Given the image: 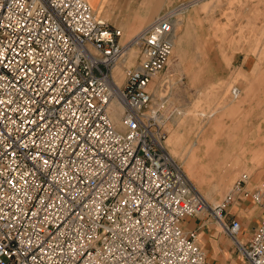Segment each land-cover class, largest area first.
I'll list each match as a JSON object with an SVG mask.
<instances>
[{
  "label": "built area",
  "instance_id": "1",
  "mask_svg": "<svg viewBox=\"0 0 264 264\" xmlns=\"http://www.w3.org/2000/svg\"><path fill=\"white\" fill-rule=\"evenodd\" d=\"M174 12L125 38L88 0H0V264H204L182 226L203 213L264 264V179L250 193L263 216L242 243L223 218L232 192L208 206L165 146L177 109L149 85L172 52Z\"/></svg>",
  "mask_w": 264,
  "mask_h": 264
},
{
  "label": "rangeland",
  "instance_id": "2",
  "mask_svg": "<svg viewBox=\"0 0 264 264\" xmlns=\"http://www.w3.org/2000/svg\"><path fill=\"white\" fill-rule=\"evenodd\" d=\"M102 1L107 6L96 12L114 20L108 23L121 27L125 38L175 8L173 41L180 56L171 55L149 85L155 97L177 109L166 126L165 146L208 206L231 192L233 200L242 174L248 182L264 169V0H133L124 10ZM133 10L144 20L129 30ZM234 85L240 89L236 96ZM111 111L119 126L117 108ZM174 135L180 137L177 145L170 143ZM198 243L204 249L199 234Z\"/></svg>",
  "mask_w": 264,
  "mask_h": 264
},
{
  "label": "crops",
  "instance_id": "3",
  "mask_svg": "<svg viewBox=\"0 0 264 264\" xmlns=\"http://www.w3.org/2000/svg\"><path fill=\"white\" fill-rule=\"evenodd\" d=\"M132 1L133 0H110L109 6L117 10H124L132 3ZM179 1L181 0H170L169 5H174ZM103 5V9H105L107 3L102 0H97L92 4V7H94L96 11H99ZM138 16L139 13L135 10L130 13L128 18L129 20H127L128 24L126 25L127 29L131 25L129 30H132L140 24L144 17L140 15V17L137 18ZM134 17L137 19L133 21L132 25L131 19ZM108 22L111 24L115 23L114 20H110ZM176 47L177 42L175 40L173 56L174 58H179L180 53ZM214 125L219 127L220 122L216 119L214 120ZM179 140V135H174L171 137L170 143L177 145ZM260 145H262L261 142ZM263 178L264 169L259 171L257 177H253V179L250 178L249 181L244 184L243 188L237 192L234 199L223 209V218L225 221H239L240 228L237 232L236 238L242 243H246L249 240L253 228L259 223L261 217L263 216V210L261 207L249 196L250 191L253 190L258 179L261 180ZM182 226L184 229H195L201 236L205 252L207 251L206 262L204 264H249L245 260L244 256L237 250L233 240L220 229L215 217L212 214L203 213L186 218L182 221ZM208 258H211L210 262H208Z\"/></svg>",
  "mask_w": 264,
  "mask_h": 264
},
{
  "label": "bare ground",
  "instance_id": "4",
  "mask_svg": "<svg viewBox=\"0 0 264 264\" xmlns=\"http://www.w3.org/2000/svg\"><path fill=\"white\" fill-rule=\"evenodd\" d=\"M89 1V3L91 4V6H92V4L93 3H95L97 0H88ZM185 8V7H184ZM180 10V9H179ZM173 47H174V41H173ZM173 47H172V52H171V54H170V56L172 55L173 56ZM132 52H129V54H128V61H127V63H130L131 62V60H130V58L132 57ZM122 64H123V61H120V62H118L116 65H115V67H114V69H113V71H114V75H115V77H116V81H117V83L118 84H120L121 82H122V79H123V68H122ZM157 75V74H156ZM155 75V76H156ZM120 77H121V80H120ZM234 96H236L237 94H234V93H232ZM112 106H115L116 108H117V112H118V120H119V126H116V122H115V120L113 119V115H112V111H111V108H112ZM122 106H121V104H120V101L119 100H113V101H111V103H110V105H109V111H110V118H111V121H112V123H113V125L117 128V129H120V130H122L123 129V126H122V122H121V114H122ZM166 145V144H165ZM187 178V177H186ZM188 180V179H187Z\"/></svg>",
  "mask_w": 264,
  "mask_h": 264
}]
</instances>
